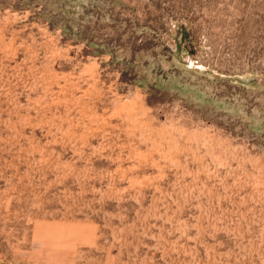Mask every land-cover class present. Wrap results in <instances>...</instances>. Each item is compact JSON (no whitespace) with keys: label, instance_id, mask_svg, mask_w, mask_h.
Wrapping results in <instances>:
<instances>
[{"label":"rangeland","instance_id":"1","mask_svg":"<svg viewBox=\"0 0 264 264\" xmlns=\"http://www.w3.org/2000/svg\"><path fill=\"white\" fill-rule=\"evenodd\" d=\"M0 264H264V0H0Z\"/></svg>","mask_w":264,"mask_h":264}]
</instances>
